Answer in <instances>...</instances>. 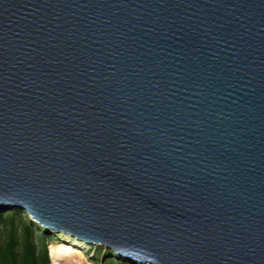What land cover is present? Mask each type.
I'll return each mask as SVG.
<instances>
[{
    "label": "water",
    "instance_id": "obj_1",
    "mask_svg": "<svg viewBox=\"0 0 264 264\" xmlns=\"http://www.w3.org/2000/svg\"><path fill=\"white\" fill-rule=\"evenodd\" d=\"M0 207L139 264H264V0H0Z\"/></svg>",
    "mask_w": 264,
    "mask_h": 264
},
{
    "label": "trees",
    "instance_id": "obj_2",
    "mask_svg": "<svg viewBox=\"0 0 264 264\" xmlns=\"http://www.w3.org/2000/svg\"><path fill=\"white\" fill-rule=\"evenodd\" d=\"M21 209L0 207V264H51L48 245L54 235L32 220H21ZM90 260L101 264H139L122 259L103 246H93Z\"/></svg>",
    "mask_w": 264,
    "mask_h": 264
},
{
    "label": "bare ground",
    "instance_id": "obj_3",
    "mask_svg": "<svg viewBox=\"0 0 264 264\" xmlns=\"http://www.w3.org/2000/svg\"><path fill=\"white\" fill-rule=\"evenodd\" d=\"M63 237L59 238V243L50 244L48 247L52 264H91L86 260L81 242L70 236Z\"/></svg>",
    "mask_w": 264,
    "mask_h": 264
},
{
    "label": "rangeland",
    "instance_id": "obj_4",
    "mask_svg": "<svg viewBox=\"0 0 264 264\" xmlns=\"http://www.w3.org/2000/svg\"><path fill=\"white\" fill-rule=\"evenodd\" d=\"M20 216H21V220L22 221H25V220H32V218L30 217V215L26 212V211H24V210H21V214H20ZM33 221V220H32ZM52 233H53V235H54V241H52V242H50L49 243V245L50 244H54V243H56L57 241H61L59 238H62L63 236L65 237V236H67V235H64V234H61V233H56V232H54V231H52ZM63 237V238H64ZM71 238V237H70ZM0 239L2 240L3 239V233L1 234V236H0ZM49 245H48V247H49ZM93 246H88V245H85V244H83L82 243V245H81V248H82V250L84 251V254H85V256H86V260L88 261V262H90L91 264H101V262H102V260H94V261H91L90 260V257H92L91 256V251H92V248ZM49 251V250H48ZM52 264V263H51Z\"/></svg>",
    "mask_w": 264,
    "mask_h": 264
}]
</instances>
